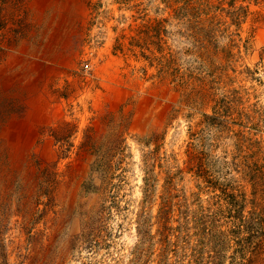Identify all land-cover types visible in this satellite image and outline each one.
I'll return each mask as SVG.
<instances>
[{"label":"rangeland","instance_id":"rangeland-1","mask_svg":"<svg viewBox=\"0 0 264 264\" xmlns=\"http://www.w3.org/2000/svg\"><path fill=\"white\" fill-rule=\"evenodd\" d=\"M0 264H264V0H0Z\"/></svg>","mask_w":264,"mask_h":264}]
</instances>
